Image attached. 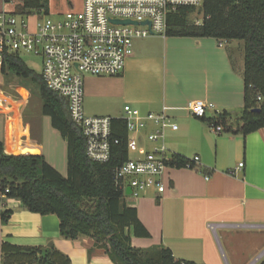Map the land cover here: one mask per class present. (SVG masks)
Returning a JSON list of instances; mask_svg holds the SVG:
<instances>
[{
  "label": "crops",
  "instance_id": "obj_1",
  "mask_svg": "<svg viewBox=\"0 0 264 264\" xmlns=\"http://www.w3.org/2000/svg\"><path fill=\"white\" fill-rule=\"evenodd\" d=\"M16 1L12 7L0 0V12L13 13ZM62 1L70 11H80L84 0H48L47 14ZM242 72L243 48L239 41L150 36L134 40L133 54L122 74L95 77L97 82H89L86 97L83 80L87 117L122 119L126 106L138 117L160 114L168 108L169 122L177 125L176 131L164 130L168 155L199 159L195 170L166 168L161 176L163 193L151 188L137 199L125 198L149 233V238L142 239L130 232L134 247L163 246L176 260L198 264H258L264 260V247L259 250L260 238L264 237V128L246 136L214 130L221 114L226 112L232 119L240 115L244 105ZM12 78L17 79L11 77L10 82ZM109 98L121 100L122 113ZM195 100L213 108L206 109L202 118L194 117L187 104ZM19 114L9 118L0 112V142L5 153L42 155L49 166L66 177L67 144L50 118L41 112L43 119L40 114V118L19 119ZM157 129V125L147 123L140 132V152H128V158L130 153L136 159L149 151L143 142ZM241 163L243 167L238 168ZM1 204L11 215L6 223L0 219V264L3 243L23 247L51 243L71 264H113L100 250L88 256L91 239H63L55 215L30 213L13 199ZM242 231L251 233L245 240L252 247L250 259L242 254L243 247L237 250L232 246L231 234Z\"/></svg>",
  "mask_w": 264,
  "mask_h": 264
},
{
  "label": "trees",
  "instance_id": "obj_2",
  "mask_svg": "<svg viewBox=\"0 0 264 264\" xmlns=\"http://www.w3.org/2000/svg\"><path fill=\"white\" fill-rule=\"evenodd\" d=\"M47 3L48 0H19L12 14L48 15ZM197 11L202 15L200 24L188 19ZM166 36L241 41L244 105L238 118L232 119L225 112L215 123L227 133L242 136L264 128V0H204L201 8L179 9L167 17ZM7 75L37 86L42 114L50 118L52 127L67 144V176L49 166L42 155L6 154L0 142V204L13 199L30 213L55 215L63 239L87 237L93 241L89 257L100 250L113 264H198L176 260L170 249L163 246L142 249L131 244L130 232L142 239L149 238V233L139 221L136 209L126 204L123 193L113 183L114 168L128 160L124 120L111 118L109 161H91L85 154L81 129L69 119L67 100L50 91L42 76L30 70L18 54L3 53L1 76ZM188 163L189 159L174 154L166 164L180 169ZM10 215V210L0 212L1 221L6 223ZM1 264L71 262L51 243L45 247L3 243Z\"/></svg>",
  "mask_w": 264,
  "mask_h": 264
},
{
  "label": "built area",
  "instance_id": "obj_3",
  "mask_svg": "<svg viewBox=\"0 0 264 264\" xmlns=\"http://www.w3.org/2000/svg\"><path fill=\"white\" fill-rule=\"evenodd\" d=\"M203 3L204 0H84L80 11H69L60 20L43 18V12H35L41 19L32 32L25 20L27 16L4 10L0 12V78L3 53L19 56L26 53L40 58L43 82L50 91L67 100L69 119L84 136L86 156L91 161L106 163L110 158L111 118L85 116L83 76L122 74L127 59L133 54L134 40L151 35L165 37L169 15L182 8H201ZM208 108L213 105L202 100L187 104L189 113L198 118H202ZM167 110L163 108L160 114L138 117L128 106L124 107L126 115L122 120L127 131V152H140V132L149 122L158 129L147 134L146 139L155 144L159 142L142 157L128 158L114 168V187L125 198L137 199L151 188L158 193L165 190L161 176L169 167L166 163L171 156L163 141L164 130H177V125L169 122ZM214 130L215 133L224 131L219 125ZM198 160L193 157L185 168L195 170ZM242 167L243 163L238 165ZM127 188L131 190L129 195Z\"/></svg>",
  "mask_w": 264,
  "mask_h": 264
},
{
  "label": "rangeland",
  "instance_id": "obj_4",
  "mask_svg": "<svg viewBox=\"0 0 264 264\" xmlns=\"http://www.w3.org/2000/svg\"><path fill=\"white\" fill-rule=\"evenodd\" d=\"M16 0H10L8 1L7 4H12V7H14V4L16 3ZM62 9V11L60 10ZM66 9V11L63 12V10ZM58 11V12H57ZM70 11V8L67 3L62 2H57L55 3V9L48 15H43V18H50L51 20H60L67 12ZM79 10L77 8H74L73 12H78ZM41 18L38 17L35 13L27 16L25 19L26 22L29 25V31H34L36 23L40 20ZM190 22H195L196 24H200L202 22V15L197 11L193 12L189 18ZM239 44H241V48H243V43L239 41ZM20 58L22 59L23 63L30 69L35 71L36 73H41V60L38 57L32 56L30 54L26 53H21ZM9 75L5 76L2 78L1 81V94L2 98L0 99V112H4L5 115L9 118L14 117L16 118L17 115L16 113L19 114V119L23 117L25 118H33L37 117L43 119L42 114H41V99L38 94V88L35 84L31 83L29 80H22L21 78H12L11 82L8 81ZM97 77V78H103L107 76H93V75H84L83 80H84V86H85V97L87 96V90H86V85H89V82H97L98 79H94L95 81H90L91 79ZM8 81V82H7ZM84 97V99H85ZM108 101H111V103L114 105V107L119 111L121 110V113L123 112V104L119 98H109ZM83 111L86 116H88L85 112V108L83 105ZM40 114V117L39 115ZM235 119V118H234ZM143 133V132H142ZM155 144L151 141H148L145 139L143 142V146L146 148L150 149L154 147ZM147 149V150H148ZM149 149V150H150ZM33 151V149H31ZM133 154L130 153V158H133ZM251 233L248 232H238L231 234L232 236V246L234 249L239 250L241 247H243L245 250H247V253H243V248H242V254L244 257H248L250 259L251 254H252V247L247 245L245 240L249 237ZM263 236V234H261ZM264 247V237L260 238V243H259V250ZM258 251V250H257ZM258 264H263V260L260 261Z\"/></svg>",
  "mask_w": 264,
  "mask_h": 264
},
{
  "label": "water",
  "instance_id": "obj_5",
  "mask_svg": "<svg viewBox=\"0 0 264 264\" xmlns=\"http://www.w3.org/2000/svg\"><path fill=\"white\" fill-rule=\"evenodd\" d=\"M115 23H117V22H115ZM122 23H123V24H128L129 22H122ZM147 24H148V23H147ZM148 25H149V24H148ZM151 36H153V35H151ZM254 111L257 112L258 109H255ZM130 193H131L130 188H127V189H126V194L129 195Z\"/></svg>",
  "mask_w": 264,
  "mask_h": 264
}]
</instances>
